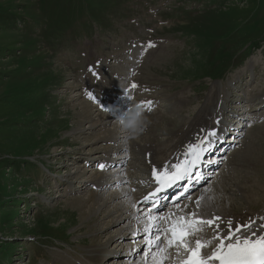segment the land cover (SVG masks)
<instances>
[{"label": "rangeland", "instance_id": "rangeland-1", "mask_svg": "<svg viewBox=\"0 0 264 264\" xmlns=\"http://www.w3.org/2000/svg\"><path fill=\"white\" fill-rule=\"evenodd\" d=\"M252 8L250 2L241 0H0V17L10 16L24 29L30 22L25 36L15 32L7 35V45L16 44L22 57L19 51L12 57L4 51V44L0 46L4 52H0V78L5 81L0 87V101L11 104L12 110L7 122L18 124L21 117L24 123H30L2 141L6 150L0 160L28 158L29 164L22 167L30 171L21 174L0 167V192L2 199L8 198L0 208V264H87L85 258L95 237L98 243L106 244L109 237L116 239L122 230L114 228L104 235L91 232L88 227L93 228L95 223L91 214L82 216L87 207L82 210L77 200L86 201L93 192L103 198L126 189L137 201L148 184L133 182L150 169L148 160L142 158H156L157 167H163L161 164L170 158L175 144L167 140L168 133L177 132L182 126L179 114L187 121L194 120L207 104L211 112L221 105L223 112L217 120L224 127L220 140L214 141L218 144L216 150L205 155L217 162L204 165L213 174L202 188L217 193L218 202L230 203L236 213L262 210L264 39L246 46L228 68L233 55L253 32L248 29L249 22L264 20V5L248 22L249 14L235 17L240 9L246 14ZM149 41L155 46L146 49ZM34 46L38 47L35 52ZM4 54L7 55L2 57ZM38 58L43 59L41 63ZM35 59V66L40 63L37 67ZM236 65L239 68L229 74ZM227 68L226 79L207 77L208 73L219 76L220 70ZM133 83L138 87L132 89ZM88 92L95 99H89ZM126 92L132 97L130 102ZM180 98L189 101L178 105L176 100ZM133 101L153 102L151 111L144 107L151 123L128 145L126 158L120 159L125 152L120 155L112 150L115 146L109 132H117V139L121 140L117 116ZM81 103L90 106L97 127L89 129L88 120L81 118ZM99 118L108 125L99 126L98 122L103 121ZM235 138L240 142H233ZM135 142L142 146L137 147ZM110 157L116 165H125L120 170L108 169L109 174L100 172L98 165ZM229 159L231 163L244 161L245 167L228 169V178L221 179L219 174ZM82 173L86 174L85 179ZM117 173L127 177L129 183L120 184L116 190L108 189L111 186H105L102 192L96 190L103 180L98 179L100 176L110 179ZM238 177L244 188H251L249 203L246 194L244 200L234 191L233 183ZM149 178L147 175L145 180ZM219 180L227 187L224 192L218 188ZM196 196L195 191L187 202L191 208L196 207ZM137 213L134 209L130 214ZM10 214L12 223L8 227L5 220ZM110 219L102 218L96 224ZM142 220L136 226L143 224ZM124 245L118 248L120 256L110 259L112 264H123L120 260L125 258L121 257L133 247Z\"/></svg>", "mask_w": 264, "mask_h": 264}, {"label": "snow or ice", "instance_id": "snow-or-ice-1", "mask_svg": "<svg viewBox=\"0 0 264 264\" xmlns=\"http://www.w3.org/2000/svg\"><path fill=\"white\" fill-rule=\"evenodd\" d=\"M154 46L153 42L149 41L146 49ZM89 71L97 75L92 68H89ZM137 87L136 83L131 85L132 89ZM87 95L89 99H95L91 92ZM125 95L130 102L132 97L127 95V92ZM141 104L151 111L152 101H144ZM105 110L111 111L108 108ZM216 123L218 124L219 121ZM219 139L215 128L205 130L203 138H198L196 143L188 146L183 161L161 168L154 167L152 176L157 188L143 200V203L147 204L151 199L152 206L145 210L133 204L136 212L143 217L142 231L148 247L145 257L151 253L153 264H164L168 256L162 254L168 253L169 249L173 250L179 264H264V217L259 218V224L252 219L240 223L234 221V218L191 211L171 219L167 226H162L160 223L166 220V217L160 215L159 200L166 197L157 194L176 186L183 187L184 191L173 199L179 200L180 196H184V193L189 191L188 185L192 184L195 177L203 179L199 172L194 170L200 164L211 163L204 160V156L212 152L215 147L214 141ZM98 167L103 170L107 166L99 164ZM184 181H187V184H183ZM185 198L191 200V196ZM201 199L203 197L195 201L197 209L201 207ZM175 207L179 208V204H175ZM174 215L169 213V218ZM141 216H137V219L140 220ZM152 247H155V252H152ZM144 264H147L146 259Z\"/></svg>", "mask_w": 264, "mask_h": 264}, {"label": "bare ground", "instance_id": "bare-ground-1", "mask_svg": "<svg viewBox=\"0 0 264 264\" xmlns=\"http://www.w3.org/2000/svg\"><path fill=\"white\" fill-rule=\"evenodd\" d=\"M220 96H222V95L220 94ZM223 99H224V97H223ZM187 101H189V100L186 99V98H180V99L176 100V104H178V105L185 104L186 105ZM81 105H82V109H83L82 110L83 111V115H81V118H83V120H88L87 123L90 124L89 125V129H93V128L97 127L96 123L93 124V119H92V115L93 114L92 115L90 114V112H91L90 106L88 104H85V103H81ZM209 107H210L209 104H207L200 111H198L199 112L198 116L194 120L191 119L190 121H187L181 114H179L180 112L177 113V112L173 111L174 114H179L180 115V120H181V125L182 126H181L179 131L174 132L172 134L168 133L169 136L167 137V140L175 142V144H174V146L172 148V152H171L170 158H166L165 161L161 164L162 166L172 165V164H176L177 162L183 161L185 159L184 153L188 150V146L190 144L196 143L198 138H203L204 135H205V130L215 128L217 130V132H218V135L221 136V133L223 131L222 128L224 127V125L220 121H219L218 124L216 122L218 121L217 119H219V116H221V114L223 112V109H222L221 105H219L218 107H214L215 110L211 112ZM180 110H181V108H179V111ZM99 119L103 120V121H99L98 122L99 126L108 125V122H106L105 119H103V118H99ZM83 120H81V121L83 122ZM78 126H80V125H78ZM109 133L112 136V143L116 147V148L113 147L112 150L114 149V151L116 150V151L120 152V155H121L122 152H125L119 158L120 159L126 158V155L129 152V146L126 147L125 145L122 144L120 139H117V137H118L117 135H119V134H117V132H115V131L111 132L110 131ZM232 134H238V133L234 132ZM100 139L101 138H99V140ZM108 139H110V138H108ZM240 140L235 138V140H233V142H238L239 143ZM119 143L122 144V145H119ZM135 144H136L137 147L142 146L141 144L136 143V142H135ZM118 146L119 147L121 146V147L117 148ZM214 149H216V148L214 147ZM112 150L110 149L107 152H110ZM121 150H123V151H121ZM172 155L176 156V158H171ZM233 155H234V153H233ZM111 156H113V157L115 156L114 158H116V155H114V153H111ZM226 159L224 158V160H226ZM142 160L143 161L144 160H148L147 163L149 164L150 172L147 174V171H146L145 175H149L150 178H149L148 181H146L144 179V180H141V181L135 180V182H133L134 184H137L138 182H142L143 185L148 184V186H146L143 189L142 194H140V195L138 194L139 199H137V201L135 200L134 197L130 196V191H126V189L125 190L119 189L118 193L113 191V192L109 193L108 196H103V198L100 197V193L96 194V193L93 192L92 194L89 195V198L86 201L85 200H83V201L77 200V202H80L78 204V207L81 206L82 210L86 209V207H87L86 212L84 210L82 216L86 217L87 215L91 214V221L93 223H95V225H94L93 228H90V227H88V228L94 234L95 233H99L101 235H104V233H106L107 231H111L114 228H116V231L122 230L119 233V235H118V237L116 239L109 237L107 242L105 241L106 244L104 242H103L104 244L98 243L96 237L95 238L93 237L94 239L92 240L91 248L88 250L89 253H88L87 257L85 258L87 264H100V260L102 261L104 259V258H102V254H104L103 251H105V249H106L105 245L108 246L110 243L114 242V244H117V243L125 244L124 247L126 248L129 245L134 244L133 247L130 248V250H132V249H135V247L137 246L135 239L139 238V236H141V237L144 236V232H142V231H140V233H138V232L132 233L131 232L132 231L131 230V228H132L131 225L132 224H134V225L139 224V221L137 220L136 216H141V214L140 213L130 214V213H131L132 210H134V208H133V204L134 203L136 204L137 207H140V209H145V210L148 207L152 206V203L151 204H149V203L145 204V203H143V200H144L145 196H148L151 192L153 193L154 190H156V188H157V184L155 183V181L153 179V176H152V170H153L154 167L158 168L157 166H159V163L157 162L156 158H152V159H150V158H142ZM210 160H212V159H210ZM227 161H228L227 163L224 162V164H227L226 167H225V170L224 171L222 170L221 171L222 173L219 174V177L221 179L228 178V174H227V170L228 169L230 170L231 168H233V169H236V171H237V169L239 167L241 169L243 167H245V165H244L245 162L244 161H243L244 164H243V162L241 163V160L237 161L238 163H231L230 159L227 160ZM103 164H105L108 167V166H110L112 164H116V163H113V159L110 158L107 161H104ZM255 164H256V162H255ZM202 166H204V165L202 164ZM202 166H200L198 168V170H200L201 173H203V175H205L204 174V167H202ZM246 169H249V168H246ZM246 169L244 168L243 170H246ZM142 170H143V168H142ZM85 177H86V174H83L82 178L85 179ZM100 178L103 179V180H102V182L100 183L99 186H96V190H100V192L106 190L107 186H111V187H108V189L114 190L116 187H118L122 183H125V182L129 183L128 178L127 177L123 178L119 173L110 176V179L104 178L102 176H100L98 179H100ZM98 179H96V180H94V179L92 180L91 179V181H95L97 183ZM203 180H204V177H203ZM219 182H220V180H219ZM254 183H255V181H254ZM233 184H235V186H234L235 187L234 188L235 189L234 190L235 193H239L240 195H242L243 199L245 198L244 195L246 194V199H247L246 201H247V203H249V201L252 200V198L250 196V189L251 188H249V187H247V188L245 187L244 188L243 187V183L239 182V177L236 179V183H233ZM221 185H223V184L221 183L218 188L221 189V191L224 192L225 190H223V189H225L226 186L223 185L221 187ZM83 187L84 186H81V189H83ZM149 187L152 188V191L150 193L146 192V189H148ZM201 188L202 187H196V189L198 190L197 196H196L197 199L203 197V199H201V201H200L201 207L199 209H197L196 207L191 208L188 203H184L183 202V199H185V197L188 195V193H186V195L184 197H182L183 199L180 198L181 202L178 201L177 203H175V204H179V208L175 207V204H173V205H169L166 210L160 211V215H163V216L166 217V220L160 221L161 225L162 226H167V223H170L171 219H175L176 216L185 215V214H187V213H189L191 211H200V212H202L204 214H207V215L216 214V215H220V216L225 217V218H234V221L240 222V223H244V222H247L249 219H252V220H255L259 224L260 223L259 218L260 217H264V207L262 208V210H260L257 213H252L253 211H255V209L243 210L240 213H236L237 211L235 212V210H237V209L234 208L235 210H233L230 207V205H229L230 203L226 202L227 204L224 205V204L220 203V200L218 202V200L216 199L217 193L215 195L213 192L210 191V189L208 190V188H206V187L202 188V189ZM253 189H256V188H253ZM128 190H130V188H128ZM260 191L264 192V190H260ZM106 194H108V192ZM219 194H221V193H219ZM222 196H223V194H222ZM226 197L229 198L228 197V193H227ZM223 198H224V196H223ZM122 200H125L126 202L125 203H119ZM229 200H231V199H229ZM229 202H231V201H229ZM117 203H119V205H117ZM115 205H117V206L114 207ZM185 205H187V207H185ZM249 205H251V204H249ZM162 206H163V203L160 205V207H162ZM169 213H174L175 215L171 216L169 218ZM102 218H104V219L105 218H107V219L111 218V219L108 222H105V223L102 222V223L96 224V221H98V220L102 221L101 220ZM132 218H133V220H132ZM141 218H143V217L141 216ZM82 220L83 219L81 218V221ZM103 225H104V228H100L99 229V226L102 227ZM140 225L143 226V224H140ZM128 232H130L129 236H127ZM209 232H211V231H209ZM123 238H125V239H123ZM141 240H142V242L145 241L144 237L141 238ZM126 243H128V244H126ZM146 252H148V249L146 250ZM152 252H155V250L152 249ZM117 255L118 254H116V256ZM163 255H167L168 256V259H166L164 261V264H179V262H178L177 258L175 257L172 249H169L168 253H164ZM134 256H137V253H135ZM110 259H112V258H109L107 260V264H112V261H110ZM145 259H146V261L149 260L147 262V264H153L151 253H149L147 257H144L143 261H141V257H137L136 261H134L133 258H125L124 261L120 260V263L123 262V264H138L140 262V263L144 264ZM70 263L67 262V264H70ZM82 263H84V262H82Z\"/></svg>", "mask_w": 264, "mask_h": 264}, {"label": "trees", "instance_id": "trees-1", "mask_svg": "<svg viewBox=\"0 0 264 264\" xmlns=\"http://www.w3.org/2000/svg\"><path fill=\"white\" fill-rule=\"evenodd\" d=\"M241 1H245V2H250L251 6H253V8L251 10H249L246 14H243V11L242 9H240L239 13H235V17H241L243 15H248L249 14V17L246 18V22L249 21V18L251 19L252 16H254L257 12V10L262 6L264 5V0H241ZM19 18V17H18ZM28 25H26V28L27 26L30 25V22L27 23ZM25 28V29H26ZM2 29V33L0 32V46H2L4 44V51H9L10 55L12 57H14L16 55V51H19V54H20V50L18 48V46H16V44L14 45H7L9 44V40L7 39V35L8 33H12V32H15V33H18V34H22L23 36H25L24 34V31L25 29L22 28L21 26L18 25V22L15 21V19L11 18L10 16H2L0 17V30ZM248 29L250 31H253L246 39L245 41L240 45V49L236 52L235 55H233V59L230 60V64L228 65V68H230L231 64L233 63L234 59L239 56V52L241 51H244V48L246 46H251L252 43H256L258 42V40H263L264 39V20L262 19H258V20H254V21H251L249 22L248 24ZM215 30V29H214ZM216 31V30H215ZM213 33V35H217V32ZM221 33V32H219ZM32 35H34V32L31 33ZM29 48V46H27ZM14 48H16L17 50H15ZM35 50H33L34 52L36 50H38V47H35L34 48ZM1 53H4L2 51H0ZM5 55L7 54H4V56L2 57H5ZM21 55V54H20ZM1 56V55H0ZM22 57V55H21ZM42 58H38L37 61H39L40 63L42 62ZM39 63V65H40ZM32 64H30L28 66V68L31 66ZM36 65V59H35V62H34V67H37L35 66ZM227 69H222L221 72H226ZM36 69H39V68H36ZM35 69V70H36ZM13 73V71L11 72ZM11 73L9 72L7 75H6V79L9 77V74L11 75ZM224 74V73H222ZM0 77H2L0 75ZM5 81H2V78H0V87L2 86V84L4 83ZM11 109V104H8V103H5V102H1L0 101V135L3 137L0 139V154L3 153L6 149L3 148V142L6 138H4L5 136H8L10 134H14V133H17L19 131V127H23L25 128L28 124L30 123H24L22 120H21V117L18 121V124L16 121L14 122H7L8 121V117L10 116V113L12 110ZM7 119V120H6ZM4 121L1 123V121ZM35 120V117H32V122H34ZM38 119H36L37 121ZM6 121V122H5ZM31 122V123H32ZM25 164H29V159L28 158H25V159H21L19 161H15L11 158H6V159H3V160H0V167H4V169L8 172L11 171V168L16 172L20 171V172H23L24 170H26L27 168L25 167H22V165H25ZM1 186H0V191H1ZM3 198V193L0 192V208L3 207V205H5L6 201L8 200L7 199H2ZM12 223V214L10 215H7V218L5 220V224H7V226L9 227Z\"/></svg>", "mask_w": 264, "mask_h": 264}, {"label": "clouds", "instance_id": "clouds-1", "mask_svg": "<svg viewBox=\"0 0 264 264\" xmlns=\"http://www.w3.org/2000/svg\"><path fill=\"white\" fill-rule=\"evenodd\" d=\"M121 142L126 147L144 133L151 121L141 103L133 101L126 111L117 116Z\"/></svg>", "mask_w": 264, "mask_h": 264}]
</instances>
